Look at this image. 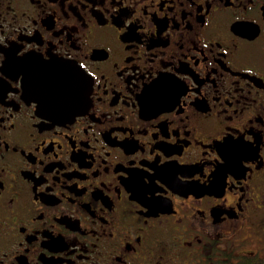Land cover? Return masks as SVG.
I'll list each match as a JSON object with an SVG mask.
<instances>
[{
    "label": "flooded vegetation",
    "instance_id": "af4514ba",
    "mask_svg": "<svg viewBox=\"0 0 264 264\" xmlns=\"http://www.w3.org/2000/svg\"><path fill=\"white\" fill-rule=\"evenodd\" d=\"M0 118V264H264V0H0Z\"/></svg>",
    "mask_w": 264,
    "mask_h": 264
},
{
    "label": "snow or ice",
    "instance_id": "6c2138e0",
    "mask_svg": "<svg viewBox=\"0 0 264 264\" xmlns=\"http://www.w3.org/2000/svg\"><path fill=\"white\" fill-rule=\"evenodd\" d=\"M20 51L21 50H19L17 53H20ZM25 57V55L24 54H22L21 53V55H20V59H23ZM42 61L44 62V63H46L44 60H43V58H42ZM81 67H83V65H81ZM21 76H22V73H17V75H16V77H15V79H20L21 78ZM23 78H24V81H25V74L23 73ZM3 124V118H0V125H2ZM11 127H15L14 125H11ZM0 156H2V153H0ZM165 183H166V181H165ZM3 189H4V185H3V183L2 182H0V193H2V191H3ZM160 189H153L152 187H146V189H145V196H147L148 195V193L149 192H152L153 194L155 193V191H159ZM0 199H2V196H0ZM9 202L11 203L12 201H11V198H10V200H9ZM140 241H139V238L137 239V243H139ZM158 243L160 244V246L163 248L165 245H166V241L165 240H160V241H158ZM190 246V245H189ZM115 259L117 260V262H119L120 261V257L117 255L116 257H115Z\"/></svg>",
    "mask_w": 264,
    "mask_h": 264
}]
</instances>
